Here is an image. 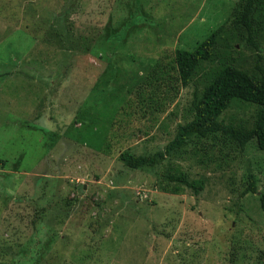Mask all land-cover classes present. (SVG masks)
I'll return each mask as SVG.
<instances>
[{"label": "rangeland", "instance_id": "obj_1", "mask_svg": "<svg viewBox=\"0 0 264 264\" xmlns=\"http://www.w3.org/2000/svg\"><path fill=\"white\" fill-rule=\"evenodd\" d=\"M239 2L0 1V264H264L256 140L193 138L137 171L120 159L164 151L223 62L264 69V25L250 37ZM221 27L215 60L179 84L177 50ZM258 110L235 102L220 120L251 129ZM179 174L201 194L166 179Z\"/></svg>", "mask_w": 264, "mask_h": 264}, {"label": "trees", "instance_id": "obj_2", "mask_svg": "<svg viewBox=\"0 0 264 264\" xmlns=\"http://www.w3.org/2000/svg\"><path fill=\"white\" fill-rule=\"evenodd\" d=\"M1 1V0H0ZM236 22L242 24L254 38L258 29L264 25V0H240L235 11ZM223 27L215 30L193 51L179 49L176 52V79L179 84L188 87L196 77L203 63L214 61L218 40ZM256 45L255 43H253ZM159 66L150 76L158 82ZM151 78V79H152ZM173 78V76H172ZM174 79V78H173ZM162 81V82H161ZM164 78L159 79L163 83ZM170 89L175 87L174 80L170 82ZM241 102L259 108L253 128L226 126L220 120L222 115L235 103ZM194 118L185 125H179L175 139L168 144L164 151L148 156H136L130 151L121 154L120 159L129 170L154 168L166 160L174 152L182 150L193 138L207 139L226 136L244 150L253 140L264 151V69L259 74L237 68L232 62H223L222 67L214 72L210 83L201 95H196L193 101ZM168 182L188 187L199 196L204 190L203 180L190 181L185 174L169 175ZM180 186H165L164 192L179 195ZM256 193L255 177L250 176L249 187L245 194ZM264 211V195L261 198Z\"/></svg>", "mask_w": 264, "mask_h": 264}]
</instances>
